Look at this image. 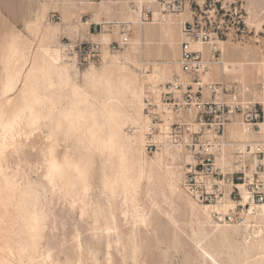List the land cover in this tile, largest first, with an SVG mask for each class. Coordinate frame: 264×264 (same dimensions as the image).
<instances>
[{
  "label": "rangeland",
  "instance_id": "1",
  "mask_svg": "<svg viewBox=\"0 0 264 264\" xmlns=\"http://www.w3.org/2000/svg\"><path fill=\"white\" fill-rule=\"evenodd\" d=\"M170 1L174 0H98L94 4L89 0H0V124L7 123L25 104L39 116L31 122L26 111L17 130L6 140L0 127V264H211L203 248H210L222 264H248L243 252L227 256L223 246L221 250V245L219 249L209 243L206 234L220 231L232 236L233 242L242 244L245 240L236 228L213 227L209 212L185 193L181 185L184 155L163 150L149 156L140 143L135 144L143 164L157 166L161 155L163 169L158 177L143 179L125 201L122 194L112 193L105 186L104 174L106 170L110 173L107 153L98 144L89 145L86 126L70 128L65 119L76 102L75 91L80 98L94 100L93 95H86L91 92L87 76L92 66L97 70L115 67L107 66L104 56L109 63L118 56L139 76L142 99L150 85L146 77L156 64L167 73L157 88L171 81L180 74L177 59L182 24L209 17L224 33L223 62L233 69L223 75L221 66L216 67L214 78L241 82L250 89L249 96L255 102L264 101V0H179L183 4L179 13L165 10ZM141 7L151 8L154 14L142 28L132 19H140L135 8ZM55 11L62 16L60 24L48 23ZM84 16L91 23H132L131 44L120 53L106 48L101 59L91 63L69 56L63 46H75L89 30L88 25L74 22ZM100 33L93 29L97 36L92 39L106 44L119 39L118 30ZM54 56H59L67 68L74 65L68 71L70 84L60 83L56 70L60 65ZM142 61L149 65H142ZM147 68L149 72H145ZM31 70L33 75L27 78ZM11 78L15 85L12 93L6 87ZM96 95L97 108L112 103L127 112L130 120L124 131L135 139L137 133L130 129L143 120V100L141 109L130 97L111 102L102 92ZM51 158L60 164L87 165L91 172L87 176L91 181L89 193L74 196L71 185L64 187L53 177ZM167 169L175 173L173 183Z\"/></svg>",
  "mask_w": 264,
  "mask_h": 264
},
{
  "label": "built area",
  "instance_id": "2",
  "mask_svg": "<svg viewBox=\"0 0 264 264\" xmlns=\"http://www.w3.org/2000/svg\"><path fill=\"white\" fill-rule=\"evenodd\" d=\"M165 6L170 13L183 10L179 0ZM135 9L141 28L153 20L151 8ZM85 18L74 20L88 25L85 38L75 46H63L69 56L91 63L101 59L106 48L120 53L131 44L132 23L98 24ZM62 22L58 11L48 18L50 24ZM215 24L212 17L182 24L180 74L158 88L147 86L143 120L130 132L142 135L149 156L166 149L184 155L182 188L197 205L207 208L213 227L236 228L243 240L264 245V106L249 96L245 84L214 78L215 68L223 64L224 35ZM93 29L100 34L118 30L119 39L108 44L94 41ZM142 65L149 64L142 61ZM248 216L254 219L249 221Z\"/></svg>",
  "mask_w": 264,
  "mask_h": 264
},
{
  "label": "bare ground",
  "instance_id": "3",
  "mask_svg": "<svg viewBox=\"0 0 264 264\" xmlns=\"http://www.w3.org/2000/svg\"><path fill=\"white\" fill-rule=\"evenodd\" d=\"M103 4H104V2L100 3V5H103ZM132 19H133V23L136 25H139V27H140V21L137 20L135 16H132ZM140 28H139V30L143 31V29H140ZM50 30L52 31V29H50ZM56 30H57V28H56ZM139 38H141V39H139L140 40L139 45H142L143 36H142L141 32L139 34ZM221 44L223 45V51L225 52L226 51V43L222 42ZM171 45H172V43H171ZM174 52H175V50H174ZM48 54H50V53H48ZM174 54L177 55V53H174ZM126 56L127 55H125V57ZM54 58L57 61V63L60 65L58 68L55 67V69L57 68L56 70L58 71V74H59L60 83L65 84V85L70 84V76L69 75H71V74H69L68 71L70 68L74 67V65L73 66L71 65L72 67L67 68V66H63V64H62L63 61L60 59L59 56L58 57L54 56ZM54 58L53 59L51 58V59L54 60ZM107 58H108L107 56H104L105 64H107V66L112 65L115 67H113V68H111V67L106 68L105 67L102 70H97L96 67L92 66V69H90V70H92V72L88 74L89 76H87V77H89V79L87 78L89 84L88 83L87 84L90 85L89 89L91 90V92H86V91L85 92H86V95H93L92 98H94V100L90 101V99H88V98H80L81 95L78 94L79 91L78 92L75 91L74 97L76 99V102H74L72 108L69 110V113L67 112V114L65 115V119L70 123L68 125L70 128H76L80 125L86 126L87 141H88L89 145H92L93 143L98 144V147L101 149V151L103 153H107L105 155V157L108 155V162L110 163L109 164L110 166L108 167V169L110 170V173L108 174L107 170H106V172L104 174L105 186L107 187V189L112 191V193H116V194L120 193L124 196L125 201H129L133 189H135L142 182L143 179L148 178L149 180H152L153 178L159 176L158 174L163 169V161L161 160V158H159L161 156L160 155L157 158L159 161L158 162L159 164H157V166H155L152 163L143 164L141 162V160L138 158L137 149L135 148V144L140 143V145L144 149L143 137H142V135L141 136L135 135L136 138L132 139L131 137L128 136V134L125 133L124 127L127 125V122H129V120H130L126 111H124L120 108L114 107L112 103H109V106H106L102 109L96 107V103H94V102H95V99L99 98L96 95V94H98V92H102L103 94H105L106 96H104L103 98L106 99L107 101L112 102L116 98L130 97V98H133L132 102H136V104L138 106H140L141 109L143 107L141 105V103L143 100L142 98L144 95V91H143V87H142L143 85L142 86L139 85V81L137 79L139 76L136 77L135 74H133L134 71L131 72V70L129 68H127V66L123 65L118 56L115 59H113V61H111L110 63L108 62ZM126 58H128V57H126ZM56 61H54V64ZM69 66L70 65H68V67ZM221 69H222L223 75H225L229 71H233L232 66L230 64H228L227 62H223V64L221 65ZM32 71L33 70H31L27 74V76H26L27 78L31 77L33 75V74H31ZM166 76H167V73L164 72V70L162 69V67L159 66V64H156L154 69L152 70V73L147 75L146 81L148 82V84H150V86L153 85L154 88H157V84L159 83V81L161 79H164ZM141 84H144V83H141ZM6 87L8 88V92L12 93L14 91V87H15L14 79L11 78ZM85 92L83 94H85ZM103 98H101V99H103ZM261 104H264V101ZM26 111H29V113H30L29 115L31 118V122H36V120L39 119V116H37L35 114V112L32 110L31 105L28 106V104H25L21 109H19L18 112L15 113V115L13 113L14 117L12 119H9L7 123H5V124L1 123L0 124V127L3 129V133H4V136L3 135L2 136L5 140L7 138H9L10 135L12 136L13 132L17 130L16 129L17 125L24 118ZM7 117H9V116H7ZM26 117H27V115H26ZM9 141H11V140H9ZM166 150L170 151L169 149H166ZM1 152H2V150H1ZM174 152H176V151H174ZM49 154H53V152L49 153ZM52 159L53 158H51L50 160H52ZM55 159L52 160V162L49 166L50 167V173L53 175V177H55L57 180H59L63 184L64 187H66L67 185H71L72 186V192L71 193L75 194L74 196H77V197L80 195L86 196V193L88 192V190H90V184H88V181H90V180L88 178V181H87V176L91 172L88 171L89 170L88 166L85 164L81 165V164H77V163H73V162H71V163L66 162V160H64V159L63 160L66 163L63 164V162H62V164H60L58 162V160H55ZM115 161H117V167L114 166ZM151 161H153V160H151ZM49 163H50V161H49ZM166 172H167V175L171 178V181L173 183L175 180V173H173V171L170 169H167ZM205 209L207 212H209L207 210V208H205ZM103 210H104V208H103ZM104 212H105V210H104ZM104 212H102V213H104ZM96 213H94V214L96 215ZM102 213H99V214H102ZM105 214H106V212H105ZM201 215H202V213H201ZM106 216H107V214H106ZM208 217L211 221L210 213H209ZM97 218H99V217H97ZM253 219L254 218L252 216H248L249 221L253 220ZM110 225H108V226H110ZM218 227H220V226H218ZM263 233H264V229H263ZM206 237L209 240L210 244L218 245L219 249H220V245H221V250L224 247L227 250V251L226 250L224 251V252L228 253L227 256L228 255L231 256L232 254L233 255H240V253L243 252L246 256V260H247L248 264H264V245H263V242H261V241L250 242V241H244L243 240L244 242L242 244L241 243L239 244V243L233 242L231 240L232 236L231 237L228 236L223 231L222 232L220 231V233H217V232L208 233V234H206ZM261 240H264V237ZM235 245H244V246L240 247V246H235ZM209 249L203 248V253L205 255V259L206 260L209 259L211 264H222L221 261L219 260V257L214 252H212L211 249L210 250ZM49 258H47V259H49Z\"/></svg>",
  "mask_w": 264,
  "mask_h": 264
},
{
  "label": "crops",
  "instance_id": "4",
  "mask_svg": "<svg viewBox=\"0 0 264 264\" xmlns=\"http://www.w3.org/2000/svg\"><path fill=\"white\" fill-rule=\"evenodd\" d=\"M95 37L97 36V35H94Z\"/></svg>",
  "mask_w": 264,
  "mask_h": 264
}]
</instances>
